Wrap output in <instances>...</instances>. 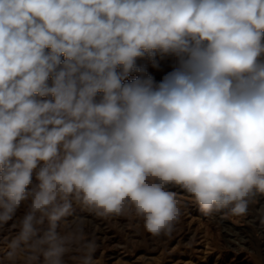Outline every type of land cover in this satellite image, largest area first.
<instances>
[{"label":"clouds","instance_id":"1","mask_svg":"<svg viewBox=\"0 0 264 264\" xmlns=\"http://www.w3.org/2000/svg\"><path fill=\"white\" fill-rule=\"evenodd\" d=\"M170 186L264 197V0H0V264H98L89 217L170 239Z\"/></svg>","mask_w":264,"mask_h":264},{"label":"rangeland","instance_id":"2","mask_svg":"<svg viewBox=\"0 0 264 264\" xmlns=\"http://www.w3.org/2000/svg\"><path fill=\"white\" fill-rule=\"evenodd\" d=\"M159 82L176 67L175 57H157V66L138 61ZM134 78V77H133ZM183 216L170 239H155L134 213L104 220L89 217L100 244L98 264H264V197L245 216L205 215L190 194L170 186ZM0 245V261H3Z\"/></svg>","mask_w":264,"mask_h":264}]
</instances>
